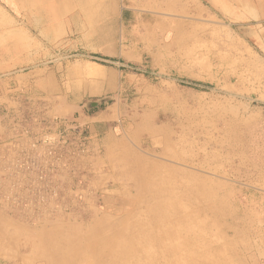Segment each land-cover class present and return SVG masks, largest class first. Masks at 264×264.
<instances>
[{
  "label": "rangeland",
  "instance_id": "1",
  "mask_svg": "<svg viewBox=\"0 0 264 264\" xmlns=\"http://www.w3.org/2000/svg\"><path fill=\"white\" fill-rule=\"evenodd\" d=\"M75 6L74 53L121 67L128 148L41 181L0 174V264H110L114 244L115 264H264V53L244 34L243 0ZM23 100L5 130L1 104V143L48 110Z\"/></svg>",
  "mask_w": 264,
  "mask_h": 264
},
{
  "label": "crops",
  "instance_id": "2",
  "mask_svg": "<svg viewBox=\"0 0 264 264\" xmlns=\"http://www.w3.org/2000/svg\"><path fill=\"white\" fill-rule=\"evenodd\" d=\"M79 18L75 0H0V106L9 118L1 127L5 130L13 122L26 95L36 101L43 99L48 110L38 111V116L84 125L94 147L103 148L112 165L128 148L120 94L122 70L108 53L103 54L105 63L74 53L78 50L75 21ZM243 19L247 39L264 53V0H243ZM12 24L16 26L10 27ZM57 55L66 57L53 64L43 62ZM75 55L80 58L69 59ZM106 98H110L107 103L87 107ZM20 127L15 128L17 132L8 129V137L0 142L4 164H11L15 154L19 163L24 159L21 151L29 137L22 134L26 128ZM38 129L28 128L30 133ZM39 160L36 156L30 159ZM97 181L99 187L104 185V177Z\"/></svg>",
  "mask_w": 264,
  "mask_h": 264
},
{
  "label": "built area",
  "instance_id": "3",
  "mask_svg": "<svg viewBox=\"0 0 264 264\" xmlns=\"http://www.w3.org/2000/svg\"><path fill=\"white\" fill-rule=\"evenodd\" d=\"M30 119L33 126L40 129L33 133L24 129L22 134L29 137L26 148L21 151L24 159L19 163L18 154H15L9 165L2 160L0 174L3 180L34 178L41 181L47 178V171H60L61 164L66 165L74 158H87L97 150L91 134L76 120H50L38 115ZM32 156L39 157V162L30 161Z\"/></svg>",
  "mask_w": 264,
  "mask_h": 264
},
{
  "label": "bare ground",
  "instance_id": "4",
  "mask_svg": "<svg viewBox=\"0 0 264 264\" xmlns=\"http://www.w3.org/2000/svg\"><path fill=\"white\" fill-rule=\"evenodd\" d=\"M32 127H34V126H26L25 128L26 129H30V128H32ZM161 243H162V245L164 244V241L161 239ZM95 242V241H94ZM100 243H102V245H103V247L105 248H107V246L110 244V242L109 241H106V238L105 239H102V241H99ZM97 243V242H96ZM166 245V244H165ZM111 251H112V256L110 257L111 259H112V261L110 260H107L110 264L112 263V264H115V263H113L114 262V260H119L120 258V254H122L123 252H125V248H123V246L122 245H120V244H114V245H112L111 246ZM64 260H66V258H64ZM170 260V259H169ZM120 261V260H119ZM121 263H123L122 261H120ZM196 263V262H195ZM204 264V263H203Z\"/></svg>",
  "mask_w": 264,
  "mask_h": 264
},
{
  "label": "water",
  "instance_id": "5",
  "mask_svg": "<svg viewBox=\"0 0 264 264\" xmlns=\"http://www.w3.org/2000/svg\"><path fill=\"white\" fill-rule=\"evenodd\" d=\"M110 98H106V99H103L99 102H93V103H90L89 105H87L88 108H93V107H96L98 105H100L101 103H107L109 101Z\"/></svg>",
  "mask_w": 264,
  "mask_h": 264
}]
</instances>
